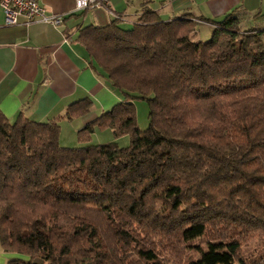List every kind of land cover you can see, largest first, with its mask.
<instances>
[{
  "label": "trees",
  "instance_id": "trees-1",
  "mask_svg": "<svg viewBox=\"0 0 264 264\" xmlns=\"http://www.w3.org/2000/svg\"><path fill=\"white\" fill-rule=\"evenodd\" d=\"M253 17L146 10L127 28L81 27L91 67L123 99L77 146L60 144L57 119L0 111V247L17 255L6 264H264L239 254L264 234V15ZM199 21L212 34L193 41ZM76 103L64 117L88 110ZM96 129L129 143L92 144ZM197 242L204 252L183 256Z\"/></svg>",
  "mask_w": 264,
  "mask_h": 264
},
{
  "label": "crops",
  "instance_id": "crops-1",
  "mask_svg": "<svg viewBox=\"0 0 264 264\" xmlns=\"http://www.w3.org/2000/svg\"><path fill=\"white\" fill-rule=\"evenodd\" d=\"M39 2L47 14L62 17L59 26L39 21L27 24L22 17L15 24H6L0 8V111L10 121L19 114L36 121L57 119L63 146H75L77 131L83 125L123 99L91 67L78 40L81 27L114 21L127 28L146 10L157 12L163 19L188 14L196 19L219 20L233 10L243 18H254L255 13L264 15V0H110V12L103 8L77 11L74 0ZM198 23V27L212 29L209 21ZM83 100L88 102L86 112L71 119L64 117L69 105ZM120 137L114 138L110 132L104 142ZM16 256L0 247V264Z\"/></svg>",
  "mask_w": 264,
  "mask_h": 264
},
{
  "label": "rangeland",
  "instance_id": "rangeland-1",
  "mask_svg": "<svg viewBox=\"0 0 264 264\" xmlns=\"http://www.w3.org/2000/svg\"><path fill=\"white\" fill-rule=\"evenodd\" d=\"M197 32H195L192 36L191 39L193 41L195 40H207L208 38L211 37V29L206 30L205 28L197 27L196 28ZM135 110H136V119L137 123L140 129H146L148 126V106L147 103L144 99L136 98L133 101ZM101 132V133H100ZM108 133V136H110V129H100L96 132L95 138L92 137L91 143L92 144H101V143H106L104 142L105 139H107L108 136H103V134ZM100 134L103 136L101 137ZM63 141H65L66 137H62ZM98 138V139H97ZM103 141V142H100ZM120 146H126L129 143V136L128 135H123L122 137L119 138V140H115ZM79 145L75 144V146ZM205 250L204 243L197 242L192 246V248L186 249L185 252H183V256L190 255L192 257H199ZM240 256L243 258H249V256H264V234H255L252 236H249L245 238L241 242V247L239 251ZM178 262V261H177ZM182 262H180L181 264ZM179 264V263H178Z\"/></svg>",
  "mask_w": 264,
  "mask_h": 264
},
{
  "label": "built area",
  "instance_id": "built-area-1",
  "mask_svg": "<svg viewBox=\"0 0 264 264\" xmlns=\"http://www.w3.org/2000/svg\"><path fill=\"white\" fill-rule=\"evenodd\" d=\"M109 3L110 0H74V9L78 11L89 8H103L109 11ZM0 8L3 11L6 24L17 23L19 17H22L23 22L27 24L39 21L59 26L62 23V17L47 14L45 7L39 0H0Z\"/></svg>",
  "mask_w": 264,
  "mask_h": 264
},
{
  "label": "water",
  "instance_id": "water-1",
  "mask_svg": "<svg viewBox=\"0 0 264 264\" xmlns=\"http://www.w3.org/2000/svg\"><path fill=\"white\" fill-rule=\"evenodd\" d=\"M35 263V262H34Z\"/></svg>",
  "mask_w": 264,
  "mask_h": 264
}]
</instances>
